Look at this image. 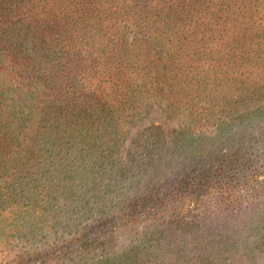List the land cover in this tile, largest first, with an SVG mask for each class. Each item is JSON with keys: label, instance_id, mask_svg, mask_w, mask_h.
Returning a JSON list of instances; mask_svg holds the SVG:
<instances>
[{"label": "trees", "instance_id": "16d2710c", "mask_svg": "<svg viewBox=\"0 0 264 264\" xmlns=\"http://www.w3.org/2000/svg\"><path fill=\"white\" fill-rule=\"evenodd\" d=\"M151 104L181 124L129 137ZM262 175L264 0H0V221L39 254L264 264Z\"/></svg>", "mask_w": 264, "mask_h": 264}, {"label": "rangeland", "instance_id": "374dc122", "mask_svg": "<svg viewBox=\"0 0 264 264\" xmlns=\"http://www.w3.org/2000/svg\"><path fill=\"white\" fill-rule=\"evenodd\" d=\"M149 120L161 122L168 127H177L181 124L178 121L168 120L160 107L156 104H151L147 119L131 128L129 137H132ZM260 191H264V175L258 177L250 188H240V195L244 198H240L244 200L242 206L245 204H247V207L250 206L255 194ZM9 223L11 224V221H8V219L0 221V264H54L58 260H68L66 255H61L60 258L56 257L57 249L63 250V245L61 244L42 250L40 255L38 245L33 240L32 235L34 233L28 232V226L21 225L15 231L11 230ZM24 233H26V236Z\"/></svg>", "mask_w": 264, "mask_h": 264}]
</instances>
